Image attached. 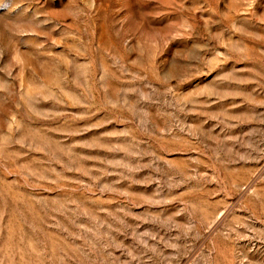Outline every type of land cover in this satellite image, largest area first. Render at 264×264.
<instances>
[{
    "label": "rangeland",
    "instance_id": "374dc122",
    "mask_svg": "<svg viewBox=\"0 0 264 264\" xmlns=\"http://www.w3.org/2000/svg\"><path fill=\"white\" fill-rule=\"evenodd\" d=\"M0 264H264V0H0Z\"/></svg>",
    "mask_w": 264,
    "mask_h": 264
}]
</instances>
